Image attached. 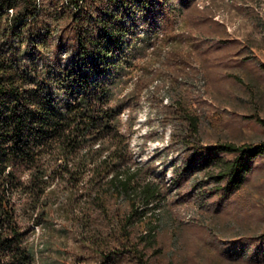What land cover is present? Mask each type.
<instances>
[{
	"label": "trees",
	"instance_id": "1",
	"mask_svg": "<svg viewBox=\"0 0 264 264\" xmlns=\"http://www.w3.org/2000/svg\"><path fill=\"white\" fill-rule=\"evenodd\" d=\"M195 1L0 0V264H159L173 190L192 200L205 172V199L241 191L264 142L203 146L185 99L163 106L171 186L131 145L151 60ZM228 248L264 264V235Z\"/></svg>",
	"mask_w": 264,
	"mask_h": 264
},
{
	"label": "rangeland",
	"instance_id": "2",
	"mask_svg": "<svg viewBox=\"0 0 264 264\" xmlns=\"http://www.w3.org/2000/svg\"><path fill=\"white\" fill-rule=\"evenodd\" d=\"M195 2L197 13H176L161 52L151 60L150 70L157 74L149 79L136 112L131 141L138 162L157 156L154 176L165 170L170 186L180 151H166L174 132L162 123L169 97L187 100L200 119L205 147L264 142V126L256 121L264 120V0ZM157 85L161 92L153 94ZM204 173L193 174L192 200L170 205L176 190L168 199L159 264L171 256L183 264H259L249 258L251 252L237 256L228 247L264 235V157L253 162L241 191L224 202L204 198ZM39 234L41 228L35 227L31 236L36 240Z\"/></svg>",
	"mask_w": 264,
	"mask_h": 264
}]
</instances>
